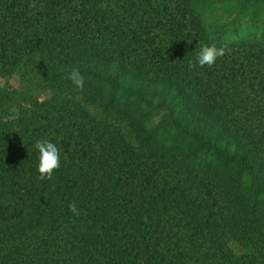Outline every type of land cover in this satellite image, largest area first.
I'll use <instances>...</instances> for the list:
<instances>
[{
  "label": "trees",
  "instance_id": "16d2710c",
  "mask_svg": "<svg viewBox=\"0 0 264 264\" xmlns=\"http://www.w3.org/2000/svg\"><path fill=\"white\" fill-rule=\"evenodd\" d=\"M235 1L0 0V72L27 70L0 87V264H264V45L204 16Z\"/></svg>",
  "mask_w": 264,
  "mask_h": 264
},
{
  "label": "rangeland",
  "instance_id": "374dc122",
  "mask_svg": "<svg viewBox=\"0 0 264 264\" xmlns=\"http://www.w3.org/2000/svg\"><path fill=\"white\" fill-rule=\"evenodd\" d=\"M237 5H216L208 8L205 20L222 26L225 38L236 41L261 42L264 45V0H238ZM26 69L0 72V87H15L19 81L25 82Z\"/></svg>",
  "mask_w": 264,
  "mask_h": 264
},
{
  "label": "clouds",
  "instance_id": "9594fccd",
  "mask_svg": "<svg viewBox=\"0 0 264 264\" xmlns=\"http://www.w3.org/2000/svg\"><path fill=\"white\" fill-rule=\"evenodd\" d=\"M224 48L217 47L215 44L202 45L196 52L195 66L211 67L215 61L224 55ZM193 65L190 63L189 65ZM66 78L77 89L81 88L84 84V77L78 67H73L67 72ZM37 154L36 173L39 179H51L54 171L60 167L61 154L57 145L47 139H37L33 145ZM69 210L75 214H80V209L76 203H70L68 205Z\"/></svg>",
  "mask_w": 264,
  "mask_h": 264
}]
</instances>
